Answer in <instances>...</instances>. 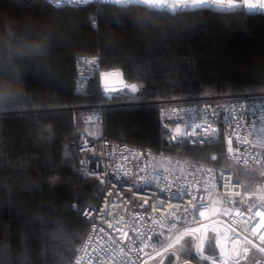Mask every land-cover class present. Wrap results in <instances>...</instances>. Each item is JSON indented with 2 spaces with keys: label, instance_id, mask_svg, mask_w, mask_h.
<instances>
[{
  "label": "trees",
  "instance_id": "16d2710c",
  "mask_svg": "<svg viewBox=\"0 0 264 264\" xmlns=\"http://www.w3.org/2000/svg\"><path fill=\"white\" fill-rule=\"evenodd\" d=\"M82 58L97 69L77 90ZM111 69L137 92L105 97L98 72ZM259 91L264 15L0 0V264H70L76 255L88 228L81 210L101 192L79 169L88 106L125 102L102 109L109 139L227 168L248 191L264 180L257 169L232 162L217 136L203 145L172 138L156 101Z\"/></svg>",
  "mask_w": 264,
  "mask_h": 264
},
{
  "label": "built area",
  "instance_id": "2783aa9c",
  "mask_svg": "<svg viewBox=\"0 0 264 264\" xmlns=\"http://www.w3.org/2000/svg\"><path fill=\"white\" fill-rule=\"evenodd\" d=\"M95 69L94 59H81L77 90L86 88ZM98 73L107 98L135 85L120 69ZM103 73L111 75L107 83ZM156 102L161 121L173 122L170 129H181L189 143L217 136L235 164L264 177V91ZM122 104L88 106L92 110L82 115L91 129L80 136L86 153L80 171L97 178L101 192L94 205L81 210L88 228L70 264H264V180L244 191L230 170L109 139L102 132V109ZM153 172L161 179L143 186L141 178ZM133 183L142 186L133 190ZM200 204L206 205L202 217Z\"/></svg>",
  "mask_w": 264,
  "mask_h": 264
},
{
  "label": "water",
  "instance_id": "95a60500",
  "mask_svg": "<svg viewBox=\"0 0 264 264\" xmlns=\"http://www.w3.org/2000/svg\"><path fill=\"white\" fill-rule=\"evenodd\" d=\"M55 6H79L93 2L109 3L122 7L117 0H47ZM140 5L154 10L177 13L185 10L211 9L229 12L242 9L246 14L264 15V0H129L128 5ZM126 6V7H127Z\"/></svg>",
  "mask_w": 264,
  "mask_h": 264
},
{
  "label": "snow or ice",
  "instance_id": "6c2138e0",
  "mask_svg": "<svg viewBox=\"0 0 264 264\" xmlns=\"http://www.w3.org/2000/svg\"><path fill=\"white\" fill-rule=\"evenodd\" d=\"M137 87L135 85H131V91L132 92H137ZM198 126V125H196ZM264 130V129H262ZM181 130L179 128L176 129V133L177 134H180ZM125 175L127 176L128 174L125 173ZM143 180V186H149V185H153L155 182L159 181L161 179L160 175L158 172H153V174L151 176H145V177H142L141 178ZM125 183H127V181H125ZM141 184L140 183H133L131 185V188L133 190H139L141 188ZM173 198L174 199H179V197L176 195V194H173ZM195 207V206H194ZM206 208V205L205 204H200L199 207L196 209L198 212H199V216H204L205 215V211H203L202 209H205ZM174 226V225H173ZM182 237H177V242H179V240L181 239ZM171 247V245L169 246ZM206 258V257H205Z\"/></svg>",
  "mask_w": 264,
  "mask_h": 264
},
{
  "label": "bare ground",
  "instance_id": "6f19581e",
  "mask_svg": "<svg viewBox=\"0 0 264 264\" xmlns=\"http://www.w3.org/2000/svg\"><path fill=\"white\" fill-rule=\"evenodd\" d=\"M126 91H129L128 89H125V91H123V93L124 92H126ZM231 94H235V93H231ZM161 120V119H160ZM164 122H167L166 120H164ZM163 122V123H164ZM164 124H167V125H169V126H172L174 123L173 122H167V123H164ZM169 129H170V127H169ZM176 129L177 128H174L173 129V131L170 129V132H171V135H172V138H176V137H181V138H183L189 145H203V144H205L207 141H209L210 139H212V138H214V136L213 137H211L210 139H208L207 141H205V142H203V143H201V144H191V143H189V141H188V139L183 135V133H182V130H181V132H180V134H177L176 133ZM91 138H95V139H98V135H97V133H93V136L91 137ZM222 141V140H221ZM223 142V141H222ZM224 143V142H223ZM225 144V143H224ZM226 145V144H225ZM227 146V145H226ZM134 148H136V147H134ZM138 149H140V148H138ZM83 152V151H82ZM84 153V152H83ZM86 154V153H85ZM85 154H82V156L80 157V160H79V169H80V165H81V160L83 159V156L85 155ZM229 158H230V160L232 161V159H231V157H230V155H229ZM233 162V161H232ZM220 169H224V168H220ZM91 178H95V177H91ZM97 181H98V179L97 178H95ZM99 182V181H98ZM85 238V237H84Z\"/></svg>",
  "mask_w": 264,
  "mask_h": 264
},
{
  "label": "clouds",
  "instance_id": "9594fccd",
  "mask_svg": "<svg viewBox=\"0 0 264 264\" xmlns=\"http://www.w3.org/2000/svg\"><path fill=\"white\" fill-rule=\"evenodd\" d=\"M117 2L122 6L126 7L128 5L129 0H117Z\"/></svg>",
  "mask_w": 264,
  "mask_h": 264
},
{
  "label": "rangeland",
  "instance_id": "374dc122",
  "mask_svg": "<svg viewBox=\"0 0 264 264\" xmlns=\"http://www.w3.org/2000/svg\"><path fill=\"white\" fill-rule=\"evenodd\" d=\"M114 79H116V76H112ZM108 80H110V79H106V77H105V79H104V83H107V81ZM137 87V86H136ZM125 91V90H124ZM127 92V91H126ZM103 103V102H102ZM104 103H106V102H104ZM99 104V103H98ZM95 105H97V104H95ZM91 110H92V108H91ZM89 111V110H88ZM227 147V146H226ZM227 155H228V157H229V154H228V148H227ZM225 169H227V168H225ZM229 170V169H228ZM232 172V171H231Z\"/></svg>",
  "mask_w": 264,
  "mask_h": 264
}]
</instances>
